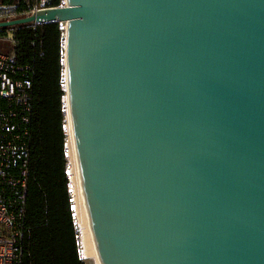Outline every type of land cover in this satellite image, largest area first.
<instances>
[{"label":"water","instance_id":"1","mask_svg":"<svg viewBox=\"0 0 264 264\" xmlns=\"http://www.w3.org/2000/svg\"><path fill=\"white\" fill-rule=\"evenodd\" d=\"M56 22L100 264H264V0H65L0 29Z\"/></svg>","mask_w":264,"mask_h":264},{"label":"trees","instance_id":"2","mask_svg":"<svg viewBox=\"0 0 264 264\" xmlns=\"http://www.w3.org/2000/svg\"><path fill=\"white\" fill-rule=\"evenodd\" d=\"M36 0H0L25 12ZM60 0H51L58 6ZM8 52L32 81L29 166L21 264H85L78 247L66 174L62 43L57 23L9 28Z\"/></svg>","mask_w":264,"mask_h":264},{"label":"built area","instance_id":"3","mask_svg":"<svg viewBox=\"0 0 264 264\" xmlns=\"http://www.w3.org/2000/svg\"><path fill=\"white\" fill-rule=\"evenodd\" d=\"M50 1L36 0L34 6L25 12L17 11L14 6L0 4V21L30 16L40 10L65 7V0H60L58 6H51ZM56 23L65 36L67 23ZM46 24L49 23L29 25L36 28ZM0 42L11 43V47L14 44V35L9 28L0 29ZM26 70L17 66L8 52L0 51V264H21L23 254L32 112V81L26 75ZM62 104L64 107L63 100Z\"/></svg>","mask_w":264,"mask_h":264},{"label":"bare ground","instance_id":"4","mask_svg":"<svg viewBox=\"0 0 264 264\" xmlns=\"http://www.w3.org/2000/svg\"><path fill=\"white\" fill-rule=\"evenodd\" d=\"M65 38L62 43V64H63V77L66 78V60H65ZM65 95L64 102V129L66 130L65 140V156H66V174L69 181V193L71 197V209L75 219V223L81 228V233L77 237L79 254L82 260H89L93 264H100V259L97 253V248L93 238L89 217L86 211L83 191L80 183L79 166L75 152L74 139L71 127V116L69 110V102L66 96L67 83L63 82Z\"/></svg>","mask_w":264,"mask_h":264},{"label":"rangeland","instance_id":"5","mask_svg":"<svg viewBox=\"0 0 264 264\" xmlns=\"http://www.w3.org/2000/svg\"><path fill=\"white\" fill-rule=\"evenodd\" d=\"M11 43H5V42H0V51L2 50L3 52H9L11 49ZM74 223H75V219H74ZM77 231H78V236L81 233V228L75 223ZM77 236V237H78ZM85 264H93L91 261L89 260H84Z\"/></svg>","mask_w":264,"mask_h":264}]
</instances>
